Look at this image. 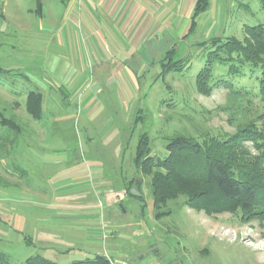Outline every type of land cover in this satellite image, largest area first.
Segmentation results:
<instances>
[{"label": "rangeland", "instance_id": "rangeland-1", "mask_svg": "<svg viewBox=\"0 0 264 264\" xmlns=\"http://www.w3.org/2000/svg\"><path fill=\"white\" fill-rule=\"evenodd\" d=\"M259 1L208 0L188 36L190 22L126 46L89 38L71 10L65 12L64 0H0V191L9 207L0 216V252L9 264L47 259L41 248L47 245L57 264L81 260L78 246L55 240L79 234L72 232L76 225L58 226L56 213L83 202L72 195L58 200L60 188L95 194V244L107 264H264V214L244 217L200 183L155 208L151 177L135 165L140 138L148 140L151 157L162 158L178 134L202 143L250 124L264 127V104L248 73L232 81L234 93L217 87L202 95L195 84L204 65L195 44L211 37L243 40L246 26L264 23ZM121 46L128 47L126 55L115 56ZM168 63L184 70L163 72ZM215 67L213 81L223 73ZM30 92L36 94L31 99ZM245 146L257 154L250 142ZM129 188L139 191L137 199ZM196 190L209 192L222 208H189L187 193ZM106 191L117 193L106 197ZM46 215L53 218L49 225ZM108 222L124 226L129 237L111 235ZM70 249L76 254L57 253Z\"/></svg>", "mask_w": 264, "mask_h": 264}, {"label": "trees", "instance_id": "trees-1", "mask_svg": "<svg viewBox=\"0 0 264 264\" xmlns=\"http://www.w3.org/2000/svg\"><path fill=\"white\" fill-rule=\"evenodd\" d=\"M259 3L264 11V0ZM207 7L208 0H195L187 36L194 32L197 17ZM243 32L245 37L241 41L234 37H211L195 44L204 54V65L195 77L196 88L200 94L209 95L217 87L234 93L232 81L245 77L248 73L257 84L264 104V23L246 26ZM171 63L170 66L167 64L163 72L184 70L181 65ZM215 66L221 67L223 73L213 81ZM35 95L30 92L27 97L31 99ZM147 141L146 138L139 139L135 165L140 172L151 177V196L155 208L164 207L167 200L183 193L185 185L200 183L215 189L224 201L233 202L244 217L255 218L258 213L264 214V127L257 128L250 124L231 137H208L202 143L178 134L167 141V154L162 158L150 156ZM246 142L251 143L256 155L250 154L245 146ZM207 193L209 192L205 190L189 192L185 204L189 208L206 212L222 208L214 206L215 202L209 199ZM128 196L136 198L132 195L131 188L128 189ZM260 208L262 210L257 212ZM98 263L107 264L104 257L98 256L71 264ZM0 264H9L8 257L1 252ZM22 264L56 263L34 256L27 258Z\"/></svg>", "mask_w": 264, "mask_h": 264}, {"label": "crops", "instance_id": "crops-1", "mask_svg": "<svg viewBox=\"0 0 264 264\" xmlns=\"http://www.w3.org/2000/svg\"><path fill=\"white\" fill-rule=\"evenodd\" d=\"M64 1L67 3L65 5L67 9L65 12H67L69 9L71 10L73 19L77 18L80 21L84 28L82 32L88 33L89 38L98 39L104 42L105 45L108 43V41L121 40L125 42L126 46L129 45L130 40L136 41L142 39L144 41L157 35H163L169 32L175 33L176 29L173 27V25L189 23L195 4V0ZM121 47L122 49H118V52H114L115 56L123 57V55H126L125 51H127L128 47ZM55 193V197H58V200L67 198L64 196L72 195L69 197H72L73 199H79L77 203H80V200H83V202L81 205L64 204L62 208L63 210H58V213H56L57 216H60L59 218H56V224H58V226L72 229V227L76 225L78 228L72 229V232L77 231L79 234L76 233L73 236H69L68 234L67 237L59 235L56 239L55 237L53 238L59 241L66 239L68 242L76 245V247L78 246L77 252L81 257V260L76 261L91 260L97 256L104 257L102 249H100L97 244L99 242L97 241L95 244V240H97L100 235L99 224L97 221V210L93 209L95 194L91 193L90 195L87 193V191L83 190L72 191L69 188L65 190L62 188L57 189ZM102 193L104 196L110 197L113 192L108 193L106 191ZM116 193L117 192L113 194ZM120 193L123 192L120 191ZM119 196L121 197V194ZM4 199H7V195L0 191V216L3 217L7 215L6 211L9 208L6 206ZM88 201L89 203H87ZM104 212L106 216L105 219L108 220V209L105 208ZM50 219L53 218H49L48 215H46L44 224L49 225ZM108 223L110 225L108 230L111 235L113 234L114 236L118 237L119 240L127 239L128 232L123 228L124 226L114 227L110 222ZM136 225L138 226V224ZM59 247H62V244H60ZM41 248L46 249V255H48L47 259L51 260L49 259L52 257V254L50 253L51 247L47 245ZM71 249L63 250L57 253L59 255L66 254L71 256L76 254V252ZM140 253L143 256L145 251H140ZM53 262L57 264L56 260Z\"/></svg>", "mask_w": 264, "mask_h": 264}, {"label": "water", "instance_id": "water-1", "mask_svg": "<svg viewBox=\"0 0 264 264\" xmlns=\"http://www.w3.org/2000/svg\"><path fill=\"white\" fill-rule=\"evenodd\" d=\"M131 193L134 196H139V193L137 191H135L134 189H131Z\"/></svg>", "mask_w": 264, "mask_h": 264}, {"label": "built area", "instance_id": "built-area-1", "mask_svg": "<svg viewBox=\"0 0 264 264\" xmlns=\"http://www.w3.org/2000/svg\"><path fill=\"white\" fill-rule=\"evenodd\" d=\"M110 264H113V263L110 262Z\"/></svg>", "mask_w": 264, "mask_h": 264}]
</instances>
